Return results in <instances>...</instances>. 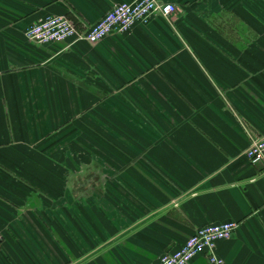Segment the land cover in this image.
<instances>
[{
  "label": "crops",
  "instance_id": "0c3cea01",
  "mask_svg": "<svg viewBox=\"0 0 264 264\" xmlns=\"http://www.w3.org/2000/svg\"><path fill=\"white\" fill-rule=\"evenodd\" d=\"M129 1L0 0V264H153L222 222L223 264H264V166L243 155L264 136V0H158L176 11L95 44L24 36Z\"/></svg>",
  "mask_w": 264,
  "mask_h": 264
},
{
  "label": "built area",
  "instance_id": "2783aa9c",
  "mask_svg": "<svg viewBox=\"0 0 264 264\" xmlns=\"http://www.w3.org/2000/svg\"><path fill=\"white\" fill-rule=\"evenodd\" d=\"M176 11L171 3L158 0H132L116 3L92 27L80 28L66 16H46L26 29L28 41L39 45L66 43L72 46L78 42L95 44L111 33L123 34L135 24H144L152 15L168 18ZM243 155L252 165L264 166V136L251 141ZM237 224L222 222L197 228L175 251L164 253L153 264H189L195 257L204 256L210 264H223L215 250L219 241L230 239ZM3 235L0 232V244Z\"/></svg>",
  "mask_w": 264,
  "mask_h": 264
}]
</instances>
